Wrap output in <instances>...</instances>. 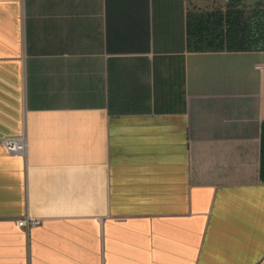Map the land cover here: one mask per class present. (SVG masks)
I'll return each instance as SVG.
<instances>
[{
	"label": "crops",
	"instance_id": "obj_1",
	"mask_svg": "<svg viewBox=\"0 0 264 264\" xmlns=\"http://www.w3.org/2000/svg\"><path fill=\"white\" fill-rule=\"evenodd\" d=\"M0 264H264V0H0Z\"/></svg>",
	"mask_w": 264,
	"mask_h": 264
},
{
	"label": "built area",
	"instance_id": "obj_2",
	"mask_svg": "<svg viewBox=\"0 0 264 264\" xmlns=\"http://www.w3.org/2000/svg\"><path fill=\"white\" fill-rule=\"evenodd\" d=\"M4 143L7 149L14 154H26L27 153V139L25 136L8 137L4 139ZM20 225L34 226L40 223V220L35 217L21 218L18 220Z\"/></svg>",
	"mask_w": 264,
	"mask_h": 264
}]
</instances>
